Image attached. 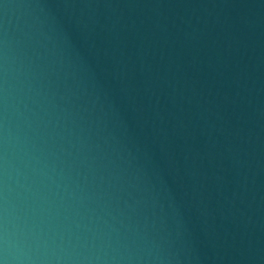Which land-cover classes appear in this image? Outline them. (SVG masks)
<instances>
[{
    "label": "water",
    "instance_id": "95a60500",
    "mask_svg": "<svg viewBox=\"0 0 264 264\" xmlns=\"http://www.w3.org/2000/svg\"><path fill=\"white\" fill-rule=\"evenodd\" d=\"M0 264H264V0H0Z\"/></svg>",
    "mask_w": 264,
    "mask_h": 264
}]
</instances>
